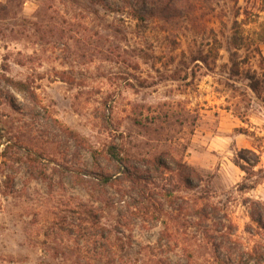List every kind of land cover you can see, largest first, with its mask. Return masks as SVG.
Wrapping results in <instances>:
<instances>
[{
    "label": "rangeland",
    "instance_id": "374dc122",
    "mask_svg": "<svg viewBox=\"0 0 264 264\" xmlns=\"http://www.w3.org/2000/svg\"><path fill=\"white\" fill-rule=\"evenodd\" d=\"M261 38L264 0H0V264H264Z\"/></svg>",
    "mask_w": 264,
    "mask_h": 264
},
{
    "label": "trees",
    "instance_id": "16d2710c",
    "mask_svg": "<svg viewBox=\"0 0 264 264\" xmlns=\"http://www.w3.org/2000/svg\"><path fill=\"white\" fill-rule=\"evenodd\" d=\"M232 3H236V0H232ZM135 17L140 20V21H143V17L138 13V14H135ZM237 23L234 22V26H237L236 25ZM264 39L261 38L259 41H263ZM243 41L244 39L242 38L241 35L238 34V32L234 29V31L232 32V36L230 37V43H231V46L237 51L238 49H240V47L242 46L243 44ZM198 57V58H197ZM195 59V61H201L202 63H204L205 65H207L208 63V60H207V57H203L202 54H200L199 56H197ZM238 54L237 52H228V60H227V71H228V75L230 77V80H232L233 78L235 77H238L241 75V70H240V67L241 65H243V62L241 60H238ZM249 79V78H248ZM249 83L247 84V88L252 92V93H257V90H258V83L253 79V78H250L249 79ZM1 83L7 87L9 90H12L16 93H20V94H24L26 92L29 91L28 88H26V86L21 83V82H15L14 80L12 79H9L7 77H3L1 79ZM242 152H246V150H243ZM246 163L247 160L245 158H242ZM255 164L251 165V167H254L257 165L258 162H254ZM188 182V179L186 180V183ZM263 209L262 212H257V217L259 218V221L262 220L264 218L263 214H264V207H261Z\"/></svg>",
    "mask_w": 264,
    "mask_h": 264
}]
</instances>
